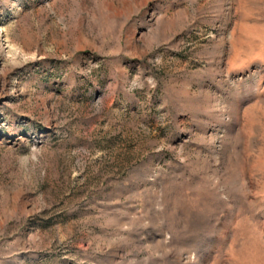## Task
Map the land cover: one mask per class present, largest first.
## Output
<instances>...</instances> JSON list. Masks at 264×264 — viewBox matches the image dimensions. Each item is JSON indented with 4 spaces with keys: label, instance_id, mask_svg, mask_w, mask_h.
Returning a JSON list of instances; mask_svg holds the SVG:
<instances>
[{
    "label": "rangeland",
    "instance_id": "1",
    "mask_svg": "<svg viewBox=\"0 0 264 264\" xmlns=\"http://www.w3.org/2000/svg\"><path fill=\"white\" fill-rule=\"evenodd\" d=\"M0 28V264H264V0H0Z\"/></svg>",
    "mask_w": 264,
    "mask_h": 264
},
{
    "label": "bare ground",
    "instance_id": "2",
    "mask_svg": "<svg viewBox=\"0 0 264 264\" xmlns=\"http://www.w3.org/2000/svg\"><path fill=\"white\" fill-rule=\"evenodd\" d=\"M0 33H2L3 34V29L2 28H0ZM2 36V35H1ZM6 38V37H5ZM7 41V40H6ZM7 48H9V52H13L14 50H15V47L14 46H12V45H10V44H7V46H6ZM17 51V50H16Z\"/></svg>",
    "mask_w": 264,
    "mask_h": 264
}]
</instances>
